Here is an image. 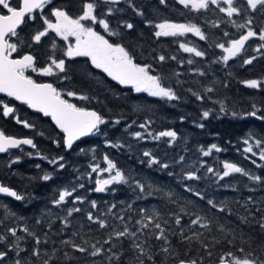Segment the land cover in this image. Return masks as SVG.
<instances>
[{
  "label": "snow or ice",
  "instance_id": "snow-or-ice-1",
  "mask_svg": "<svg viewBox=\"0 0 264 264\" xmlns=\"http://www.w3.org/2000/svg\"><path fill=\"white\" fill-rule=\"evenodd\" d=\"M125 2L135 15L143 19L144 26L153 30L152 35L157 40L168 37H186L188 34L198 37L200 41L209 40L208 34L201 25L191 21L176 22L166 18L158 19L156 16L148 18L144 10L134 0H69L67 6H56L53 4V0H0V94L9 98L7 100L0 98V115L4 118L11 117L16 124L22 125L26 129H35V124L29 120L21 119L17 115L14 102L18 101L35 112L42 113L44 117H50L62 134L60 139H53L52 143L57 148L62 147L67 153H71L76 142L84 137L97 134L107 137V133L102 132L101 126L109 124L110 121L101 112L94 108L80 106L66 98L70 97L90 103L92 100L98 99L97 97L65 90L52 82H41L27 74L30 71L37 76L54 77L57 81L62 82L70 79L67 61L78 57L87 58L95 69L106 73L119 85L130 86L135 93H146L148 97L166 102H179L182 96L178 89H183L187 83L180 79L184 73L174 71L171 75H165L157 68V65H164L168 60L177 61V56H166L163 53L154 54L152 63H141L134 49L113 39L115 37L122 38L125 30L131 32L135 28L134 23L122 18H117L115 24L112 22V18L117 13L124 11L120 5ZM157 3L158 6H163L165 9L172 6L170 0H157ZM174 4L182 6L183 9L191 13L216 12L223 14L219 21L211 23V27L219 28L221 24H230L236 29V33L224 30L222 37L218 38V42L208 45L209 48H216L221 52L218 57L211 60V64H222L227 67L231 60L239 56L241 57V66L251 65L258 57L252 55L243 58L242 53L246 51V44L253 39L260 42L253 48V51L264 56V0H174ZM77 5L78 7H76ZM74 7L75 14L72 11ZM46 9H48L47 13ZM159 11L158 7L157 13ZM257 18L261 21L259 26ZM37 20L40 21L39 27L22 37L19 31L21 26L26 25L29 21ZM97 26L102 29V32L97 30ZM70 38H74V42L70 41ZM46 39L50 43V51L46 60L40 62L34 54V46L42 45ZM57 39L65 42L62 48L58 45ZM177 42L179 50L190 54V58L186 61H178L181 66L185 63L188 66H193L196 61L191 57L206 58L208 55L207 49L198 48L191 42L178 39ZM58 51L61 53L60 55H57ZM153 53H155V49H153ZM188 74L208 77L209 71L207 68L190 67ZM215 83V80L211 81V85ZM241 83L249 89L264 90V79H248ZM224 87H228L226 82ZM185 90L198 102L212 101L214 104H219L221 114L228 115L230 112L233 118H253L264 123V106L253 103L250 111L240 114L231 111L223 100H213L210 94L216 91L214 86L202 84V91L194 90L192 87ZM99 102L102 103V101ZM212 114L213 109L211 108L203 110L200 113V119L207 120ZM185 119H187L186 116L180 117L181 122ZM111 123L119 125L121 120L117 118ZM135 123L133 121L128 124L126 131ZM152 123L151 119H146L138 125L144 132H130L129 135L137 141L146 140L149 137L155 141L167 138L166 142L169 146L177 141L176 130L165 129L153 133L150 130ZM195 126L201 129L205 127L204 123H196ZM39 135L43 136L44 133L40 132ZM104 144L108 148L117 150L125 148V144L113 142L107 138L104 140ZM242 144L245 147L237 148V152L241 153L243 158L250 161L256 168L264 169V163H257V159H253L255 157L264 162V129L261 130L260 135L249 131L242 138ZM23 146H29L35 150L27 152V156L43 160L52 167V171L49 172L43 170L40 164L35 165L37 169L43 171V175L39 179L44 182L53 180L57 173L70 166L65 155L44 154L32 137H16L8 135L0 129V154L9 153L13 149L23 152ZM127 147L130 149L132 146L129 144ZM225 150L215 143L207 149H200L204 157L210 156L213 151L222 152ZM96 151L95 147L87 150L79 148V154L92 153V162L87 166L89 171L80 172L78 168H74V171L78 173L77 182L58 189L50 203L57 208L72 204V207L65 208L64 216L57 217L63 225L60 235H63L64 229L71 226L72 220L69 218L74 217L76 213L85 212L82 207L76 205L87 202L90 208L85 215L89 225H96L97 231L111 229L107 233V238L92 242L91 227L89 226L88 232H83L84 225L81 224L77 230L71 232L67 239L60 241L63 247H54L49 254L46 249L41 248V245L48 244V239L42 240L37 232L26 223L21 227L18 222L25 218L11 211L7 204H0V207L4 209L3 214L0 215V264H53V261L60 255L66 260H74L75 256L71 255L69 251H65V248L70 249L73 253H80L88 257H100L101 264H104L105 261L107 264H264V240L253 239L250 233L248 239L245 240L243 235L238 237L236 231L240 224L252 225L255 223L260 235L264 236V199L257 201L250 195L243 203L239 200L235 201L246 213L240 215L238 211L233 212L227 201H221L218 206L213 199L207 198L204 192L182 183L184 191L198 197L209 206V210L215 209L219 213H227L228 216L236 215L240 223L232 227L231 221H227L226 217L216 216L215 212L211 217L206 213L203 215L199 212L189 213L186 210L187 205L180 206L179 213L168 212L166 219L165 214L157 208L134 207L135 200L146 199L153 195L154 186L151 183L138 179L131 171L126 173L107 153L103 155L105 166L102 167L96 157ZM143 156L148 159L140 162L146 163L149 168L155 165L166 170L173 165L180 166L179 173L172 171L167 173L169 176L177 175L178 183L200 181L211 174L215 177L214 182L219 187L230 188L231 184H219V182L224 181L232 174H240L252 184L264 186V175H258L236 162L221 161L222 169H217L205 161L200 164V168L193 169L192 166L185 163L184 155L174 158L171 163L162 162L150 151H144ZM20 160L21 157L16 156L8 163L7 167L11 168ZM201 168L204 169V172L198 174ZM15 174L13 173V175ZM85 178L94 186L86 189L85 183L79 182ZM28 179L33 178L29 177ZM114 185H125L133 193H137L135 199L127 202L126 207L121 209L123 214L113 211L117 208L116 203H112L106 212L97 214V211H94L99 207L96 200H88L87 196L76 195L79 189L95 193H115ZM245 187L251 192L256 191L255 188H250L247 184ZM155 191L164 192V189L156 188ZM0 194L14 198L15 201L26 200L24 195L3 182H0ZM164 195L169 198L170 203L176 202L171 199L174 195L173 192L167 191L164 192ZM120 203L125 204L124 201ZM189 203L192 202L189 201ZM180 213L192 218L186 223H182L183 216ZM43 216H51V211L42 213ZM106 217H112L118 224L110 223ZM35 223L41 225L42 218L36 219ZM54 223L55 220H49L48 228L52 229ZM171 224L176 226L175 230L171 228ZM20 232L25 235H20ZM205 232L211 236L210 240ZM44 235L47 237L48 233L45 232ZM218 235L224 237L223 241L218 239ZM171 236H176L179 243L185 246L182 252L173 245ZM26 238L32 239L30 250L22 246V242H26ZM238 239L242 244H238ZM123 240L130 242L132 252V256L127 261L125 260L126 251L123 248ZM151 241L160 243L156 245ZM217 244L223 245L219 251H216ZM105 245L108 247L105 248ZM194 245H198V248ZM91 264H96L95 259Z\"/></svg>",
  "mask_w": 264,
  "mask_h": 264
},
{
  "label": "trees",
  "instance_id": "trees-1",
  "mask_svg": "<svg viewBox=\"0 0 264 264\" xmlns=\"http://www.w3.org/2000/svg\"><path fill=\"white\" fill-rule=\"evenodd\" d=\"M134 2L144 10L148 18L156 16L158 19L166 18L176 22L191 21L201 25L202 29L209 36L208 41H200L198 37L192 34H188L183 38L168 37L157 40L152 35L153 30L144 26L143 19L135 15V13L128 8L126 2L120 5L124 11L117 13L116 16L112 18L113 24L116 23L117 18H122L134 23V30L131 32L125 30L122 38L115 37L113 39L118 42H123L129 46V48L134 49L139 62L152 63V56L160 53L166 56H177V61L168 60L164 65H157V68L165 75H171L174 71L184 73L180 79L187 81V83L184 85L183 89H178L179 94L182 96L179 102H166L158 100L157 98L148 97L146 93L138 94L130 88L119 87L105 73L95 69L87 59L75 58L74 60L67 61L70 79L62 81L57 86L65 90H72L98 98L92 100L90 103L80 100L75 103L80 106L96 109L110 121L109 124L101 126L102 132L107 133V137L100 134L89 136L78 141L74 145V150L71 153H67L62 147L57 148L56 145L52 143L53 139H60L61 134L55 130L47 118H42L38 114L30 113L23 105L17 103H14L17 108V115H19L21 119L29 120L31 123L35 124V129H26L22 125L16 124L11 117L4 118L0 115V129L4 130L6 134L16 137H32L38 145V148L44 154L50 156H55L57 154L65 155L70 163V166L57 173L53 180L44 182L39 179V177L43 175V171L37 169L35 165L40 164L43 170L49 172L52 171V167L43 160L26 155L27 152H33L35 150L23 146V152L19 150L11 152L12 158L16 156L21 157L20 162L12 169H7L6 166V162H8L9 159L0 155V163H5L2 166L0 165V175H2L3 178H7H2V180L26 198L25 201H19L20 204L18 203V216L25 218L23 221H19V224L22 227L23 224L26 223L31 229L37 232L42 240L47 238L49 241L48 244L41 245V248L46 249L49 254L54 247H63L60 241L62 239H67L71 232L77 230L81 224L84 225L83 232H88L89 226L91 227L92 231L90 235L93 237L92 242H95L97 239L103 240L107 238V233L111 231V229L97 231L96 225H89L85 213L89 210L90 205L85 202L82 205H76L82 207L85 212L76 213L74 217L69 218L72 220L71 226L64 229L63 235L59 234L63 225L57 217L64 216L66 214L65 208L72 207V204L69 203L57 208L53 207L50 201L54 198L58 189L77 182L76 177L78 173L74 171V168H78L80 172L88 171L87 166L92 162V153L88 152L87 155L79 154V148L87 150L95 147L97 150L96 157L102 167L105 166L103 155L107 153L126 173L131 171L138 179L151 183L154 186L153 195L146 199L135 200L134 207L157 208L165 214L166 219L168 218L166 215L168 212L179 213L180 206L187 205L186 210L189 213L199 212L201 215L206 213L211 217L215 212L216 216L226 217L227 221H231L232 227L240 223L236 215L228 216L227 213L222 214L215 209L209 210V206L198 197L185 192L182 183L191 185L204 192L207 198L213 199L218 206H220L221 201H227L233 212L238 211L240 215H245L246 213L235 201L239 200L243 203L250 195L257 201L264 199V186L252 184L240 174H232L230 177L225 178L224 181L219 182V184H231L232 187L230 188L219 187L218 184L214 182L215 177L211 174H208V176L200 181H183L178 183L179 177L177 175L169 176L167 173L169 171L179 173L180 166L173 165L169 169L163 170L155 165L149 168L146 163L142 164L140 162L141 160L146 161L148 159L143 156V152L150 151L162 162L168 163H171V161L179 155H184L185 163L192 166L193 169L200 168V164L205 161L214 168L222 169L221 161H227L236 162L240 166L258 175H264V169L256 168L250 161L245 160L241 153L237 152V148L243 149V147H245V145L242 144V138L245 137L249 131H253L257 135H260L261 130L264 129V123L253 118H233L230 112L228 115L221 114L219 112V104H214L212 101H206L204 103L198 102L185 90L188 87H192L194 90L202 91V84L214 86L216 91L210 94L213 100H223L231 111H236L240 114L250 111L253 103H256L258 106H264V90L249 89L241 83V81L248 79H264V56H260L253 51V48L260 42L255 39L250 40L245 46L246 51L242 53L243 58L252 55L258 57L251 65L241 66V57L239 56L231 60L227 67L222 64H211V60L218 57L221 52L219 49L209 48L208 45L218 42V38L222 37V32L224 30L236 33V29L230 24H221L219 28L211 27V23L213 21H219L223 14L216 12H207L203 14L191 13L183 9L182 6L175 5L174 0H170V5L172 6L166 9L163 6H158L157 0H134ZM68 3L69 0H60L55 1L53 4L56 6H67ZM76 7H78V5ZM158 7L160 9L159 13H157ZM47 11L48 10H46V13ZM72 11L75 14V7ZM237 19L239 20V18ZM260 23V19L257 18V25L259 26ZM39 25V20L35 22L29 21L26 25H22L21 29H19L21 36H26L28 33L38 28ZM177 39L191 42V44H194L198 48L207 49V57H191L196 61L193 66H188L186 63L181 66L178 61H186L190 58V54L183 53L179 50ZM153 49H155V53H153ZM49 51L50 43L47 39L42 45L34 46V54L38 57L40 62L46 60ZM57 55H60V53L57 52ZM190 67L207 68L209 75L208 77L190 75L188 74ZM229 73L231 74L229 75ZM212 80L216 81L214 85H211ZM46 81L51 82L49 79ZM225 82L228 84V87H224ZM0 98L7 100V98L4 97ZM99 101H102V103ZM209 108L213 109V114L207 120H201L200 113ZM182 115L187 117L183 122L180 121ZM117 118L121 120L119 125L111 123V121ZM146 119H151L153 121L150 128L153 133L165 129L176 130L178 133L177 141L169 146L166 142L167 138H162L160 141H155L151 139V137L141 141L133 139L129 133L142 131L138 125L143 123ZM133 121L136 123L126 131V126ZM196 123H204L205 127L203 129L196 127ZM40 132H43L44 135H39ZM106 138L113 142L125 144V148L123 150H117L106 147L104 144ZM213 143L226 150L222 152L213 151L210 156L204 157L200 149H207ZM129 144L132 146L130 149L127 147ZM253 159H257V163H264L259 161L258 158L253 157ZM203 172L204 169L201 168L198 174H202ZM13 173L16 174L13 175ZM29 177L33 179L29 180ZM79 182L84 183L83 181ZM246 184L250 188H255L256 191H249L248 188L245 187ZM113 187L116 188L115 193L110 192L108 194L107 192L106 195L94 194L85 189H79L76 195L87 196L88 200H96L99 207L98 210L94 211H97V214L106 212L107 208L112 203L117 204V208L113 211L121 213V209L126 207L127 202L134 200L137 193H133L131 189L125 185H114ZM156 188H163L164 192H173L174 195L171 199L176 202L170 203L169 198L164 195V192L155 191ZM121 201H124L125 204H121ZM189 201L192 203H189ZM48 210L51 211V216L42 217V213ZM180 215L183 216L182 223H186L192 218L184 213H180ZM38 218H42L41 225H36L35 223ZM106 219H108L110 223L118 224L112 217H106ZM49 220H55L52 229H49L47 226ZM171 228L175 230L176 226L171 224ZM241 229L243 230L242 232ZM201 231L204 230L201 229ZM236 231L238 237L239 235H243L245 240L248 239L249 233L252 235L253 239L258 238L264 240V236L260 235L259 229L255 223L252 225L240 224V227L237 228ZM45 232L48 233L47 237L44 235ZM19 234L25 235L23 232ZM205 235H208L209 240L211 239L208 233L205 232ZM76 239L78 240L79 238ZM170 239L178 251L182 252L184 250L185 246L179 243L176 236H171ZM218 239L223 241L224 237L218 235ZM237 242L238 244H242L239 239ZM122 243L126 251L125 260L127 261L132 256L130 242L128 240H123ZM151 243L159 245L160 242L151 241ZM22 246L30 250L32 247V239L26 238V242H22ZM106 247L108 246L105 245V248ZM194 247L198 248V245H194ZM222 247V244H217L216 251H219ZM253 247H255V245H253ZM65 251H69L71 255L75 256V259L69 261L60 255L58 259L53 261V264H91L93 259H95L96 264H101L100 257L92 258L80 253H73L67 248H65ZM104 264H107V262L105 261Z\"/></svg>",
  "mask_w": 264,
  "mask_h": 264
},
{
  "label": "flooded vegetation",
  "instance_id": "flooded-vegetation-1",
  "mask_svg": "<svg viewBox=\"0 0 264 264\" xmlns=\"http://www.w3.org/2000/svg\"><path fill=\"white\" fill-rule=\"evenodd\" d=\"M55 1H60V0H53V3L55 2ZM46 10H48V9H46ZM46 10H45V12H46ZM70 40H72V38H70ZM60 41L57 39V43H58V45L60 44V45H62L61 44V42L59 43ZM58 53H60L59 51H58ZM84 59L85 57H78V59ZM85 59H87V58H85ZM88 60V59H87ZM89 61V60H88ZM90 62V61H89ZM91 64V63H90ZM28 75H30V73L28 72L27 73ZM35 78H37V77H35ZM40 79H42V78H40ZM16 149H13V150H10L9 151V153H6V154H0L2 157L3 156H5L6 158H8L9 159V161L8 162H6L7 164H6V166L8 165V163H10V160H12L13 158L11 157V152H13V151H15ZM5 163H0V165L2 166V165H4ZM16 164H13L12 166H11V168L10 169H12L14 166H15ZM9 167H7V169H8ZM2 178H3V176L2 175H0V182H3L4 184H6L3 180H2ZM3 179H7V178H3ZM7 185V184H6ZM9 186V185H8ZM19 201H15L14 200V198H11V197H6V196H3V195H0V204H7V206H8V208L11 210V211H14L17 215H18V206H19ZM24 204V203H23ZM3 212H4V209L2 208V207H0V215H2L3 214ZM19 223V222H18Z\"/></svg>",
  "mask_w": 264,
  "mask_h": 264
},
{
  "label": "rangeland",
  "instance_id": "rangeland-1",
  "mask_svg": "<svg viewBox=\"0 0 264 264\" xmlns=\"http://www.w3.org/2000/svg\"><path fill=\"white\" fill-rule=\"evenodd\" d=\"M97 29H99L98 31H101L102 32V29H100L99 28V26H97ZM183 38V37H182ZM59 40V39H58ZM70 41H72V42H74V38H72V40H70ZM61 42V44L62 45H60L59 44V46H60V48H62L63 46H64V44H65V42H63V41H60ZM59 42V43H60ZM61 54V53H60ZM97 70H99V69H97ZM29 73H30V75H32L33 76V78L34 79H36L35 77H37L38 79H40V78H42L43 80H39V81H44V80H50L52 83H54V84H56V85H59L60 83H61V81H57L54 77H51V78H49V77H40V76H37L35 73H31L30 71H29ZM106 74V73H105ZM107 75V74H106ZM67 99H70L73 103H75L76 101H79V100H77V99H73V98H70V97H66ZM137 129H139V128H137ZM142 131H140V132H144V130L143 129H141ZM14 159V158H13ZM11 161V160H10ZM88 171H89V169H88ZM81 181H83L84 183H85V185H86V188L88 189V188H91V187H93L94 185L90 182V181H88L87 180V178H85L84 180H81ZM88 192H90V191H88ZM94 194H101V195H106V193L107 192H105V193H95V192H93ZM110 192H108V194H109ZM52 207V206H51ZM22 233V232H21Z\"/></svg>",
  "mask_w": 264,
  "mask_h": 264
},
{
  "label": "water",
  "instance_id": "water-1",
  "mask_svg": "<svg viewBox=\"0 0 264 264\" xmlns=\"http://www.w3.org/2000/svg\"><path fill=\"white\" fill-rule=\"evenodd\" d=\"M43 82H46V81H43ZM115 82H116V81H115ZM116 84H117L118 86H121V87H124V88H130V86L119 85L117 82H116ZM0 96H1V97H4L3 94H0ZM8 99H9V98H8ZM15 103L21 104V103L18 102V101H16ZM21 105H23V106H24V107H25L30 113L38 114V115H40V116L43 117V118H47V119L49 120V122L51 123V125L55 128V130H57V131L59 132V129H57V128L55 127V125H54V123L51 121V118H50V117H44L42 113H37V112H35L33 109L28 108L27 105H24V104H21ZM61 136H62V134H61ZM84 138H87V137H84ZM84 138H82V139H84ZM77 142H78V141H77ZM77 142H76V143H77ZM0 195H3V194H0ZM3 196H4V195H3Z\"/></svg>",
  "mask_w": 264,
  "mask_h": 264
}]
</instances>
